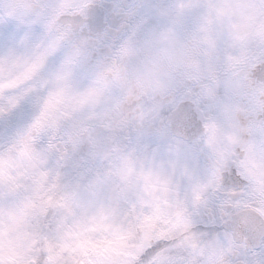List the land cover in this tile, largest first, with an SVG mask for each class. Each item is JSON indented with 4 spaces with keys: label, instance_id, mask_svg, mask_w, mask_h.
<instances>
[{
    "label": "snow or ice",
    "instance_id": "1",
    "mask_svg": "<svg viewBox=\"0 0 264 264\" xmlns=\"http://www.w3.org/2000/svg\"><path fill=\"white\" fill-rule=\"evenodd\" d=\"M0 264H264V0H0Z\"/></svg>",
    "mask_w": 264,
    "mask_h": 264
}]
</instances>
